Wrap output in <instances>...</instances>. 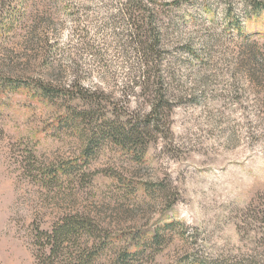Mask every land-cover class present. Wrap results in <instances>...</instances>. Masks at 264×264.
<instances>
[{
	"label": "rangeland",
	"instance_id": "374dc122",
	"mask_svg": "<svg viewBox=\"0 0 264 264\" xmlns=\"http://www.w3.org/2000/svg\"><path fill=\"white\" fill-rule=\"evenodd\" d=\"M157 1L166 47L191 43L200 57L183 47L171 133L140 159L103 139L90 145L72 117L82 106L73 67L84 87L122 96L115 7L27 0L26 20L0 32V264H41L36 228L78 214L109 233L107 256L128 247L130 264H264V0Z\"/></svg>",
	"mask_w": 264,
	"mask_h": 264
},
{
	"label": "trees",
	"instance_id": "16d2710c",
	"mask_svg": "<svg viewBox=\"0 0 264 264\" xmlns=\"http://www.w3.org/2000/svg\"><path fill=\"white\" fill-rule=\"evenodd\" d=\"M104 1L107 9H116L107 22L111 28L122 30L112 33L113 40H118L121 46L120 58L125 68L122 80L117 82L122 96L117 98L101 86L84 87L79 78L85 72L73 67L76 71L73 86L79 85V90L73 92L71 98L80 101L82 106L75 107L72 117L88 125L90 145L103 139L119 148L134 149L140 159L150 143L167 138L171 133V115L178 102L170 88L184 64L182 50L187 49L189 57H200V54L191 43L179 48L181 52L166 47L170 26L165 24V10L157 0ZM21 2V6L27 7V0H0V32H7L17 22L26 20L28 11L19 8ZM74 21L75 29L79 30L76 19ZM170 23L175 24L173 20ZM84 37L85 48L90 52L96 50L97 46ZM97 55L102 77L107 80L112 64L102 53ZM52 86L49 82L40 83L42 95L55 97ZM57 97L61 96L57 94ZM170 224L173 223L165 226ZM164 227L156 229L153 240L158 241ZM35 232L37 259L41 264H100L103 257L111 264L131 262L127 260L131 254L128 247L114 256L110 253L107 256L109 233L87 215L64 216L50 230L37 227Z\"/></svg>",
	"mask_w": 264,
	"mask_h": 264
}]
</instances>
